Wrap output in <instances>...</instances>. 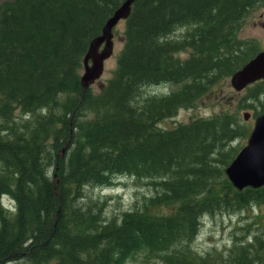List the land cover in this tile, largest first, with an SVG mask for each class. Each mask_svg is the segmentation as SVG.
<instances>
[{"label": "trees", "instance_id": "trees-1", "mask_svg": "<svg viewBox=\"0 0 264 264\" xmlns=\"http://www.w3.org/2000/svg\"><path fill=\"white\" fill-rule=\"evenodd\" d=\"M123 1L1 3L0 196L13 198L15 212L0 204V264H122L139 247L165 250L169 264H264L258 236L203 255L183 243L201 212L264 203V184L237 189L224 173L232 142L248 128L228 110L159 126L258 50L250 41L244 50L237 30L264 0H134L112 75L98 93L82 92L83 56ZM179 25L187 32L170 37ZM188 78L134 102L145 85ZM253 84L249 97L264 92V78ZM17 110L32 116L23 127H5ZM119 172L152 178L159 192L99 224L78 202L82 187Z\"/></svg>", "mask_w": 264, "mask_h": 264}, {"label": "rangeland", "instance_id": "rangeland-1", "mask_svg": "<svg viewBox=\"0 0 264 264\" xmlns=\"http://www.w3.org/2000/svg\"><path fill=\"white\" fill-rule=\"evenodd\" d=\"M3 1L5 0H0V6ZM124 26V19H120L113 28V51L104 60L101 76L90 85V88L95 93L101 90L116 67L117 58L123 46L122 35ZM185 32H187L186 27L179 25L169 36L181 38ZM237 37L243 40L242 43H245V45H241H244V50L249 46L247 41L253 43V47H257L258 49L264 47V2L257 6H252L246 13L237 30ZM178 54L181 57H187L191 54L190 48L183 49ZM212 73L213 71L209 74L211 75ZM230 76L231 73L219 75L217 80L197 99L193 106L179 107L173 116L162 119L159 122V126L170 128L178 122H185L193 117H209L223 110L235 111L239 122L248 128L247 134L237 138L231 144L236 147L235 151H237L246 143L247 136L253 125L254 116L258 114L257 111H260L264 107V92H260L257 97H249L247 86L241 90H236L230 83ZM189 79L176 83L160 82L145 85L135 95L134 102L140 103V100L148 94L159 95L160 93H167L168 91L178 89ZM253 83L249 84V86L255 87ZM243 111H250L251 116L248 119H244L242 116ZM44 112L45 110H41L39 114H43ZM88 112L89 110L86 109V114ZM31 116L32 113L17 110L14 117L9 122H5V127L7 125H10L9 127L11 125L23 127L22 122ZM3 121L0 118L1 127ZM1 167L2 162L0 161ZM57 167L58 165L55 166V173H57ZM55 175L58 177L57 174ZM154 181L149 177L137 179L133 175L126 173H112L105 183L84 184L82 187L83 196L79 198L78 202L91 206L90 209L94 217L98 219L97 222L99 224L109 222L112 219L116 220V218L118 220L125 211L131 210L135 206L141 207L145 202H149L150 197L153 195L155 197V194L159 192V185ZM0 204L8 213L13 214L15 212L14 200L8 194L0 196ZM254 236L260 237L264 243V203L260 205L252 204L237 210H221L220 208H216L211 213L201 212L198 216V227L195 233L191 237L189 236V239L183 243L187 242V245L195 254L203 255L206 252L227 249L233 244L235 239L243 243L252 242ZM166 253L165 250L149 252L147 248L139 247L129 252L122 264H169L166 261ZM48 264L55 263L54 261H49Z\"/></svg>", "mask_w": 264, "mask_h": 264}, {"label": "water", "instance_id": "water-1", "mask_svg": "<svg viewBox=\"0 0 264 264\" xmlns=\"http://www.w3.org/2000/svg\"><path fill=\"white\" fill-rule=\"evenodd\" d=\"M133 1L124 0L105 20L101 33L91 39L83 56V71L80 76L82 92L102 73L104 60L113 50V27L121 17H126L130 13ZM262 78H264V48L258 50L231 73L230 83L236 90H241ZM242 115L247 119L251 113L243 111ZM67 145L68 142L61 149V153ZM224 172L237 189L246 186L259 187L264 184V111L254 117L246 143L225 165Z\"/></svg>", "mask_w": 264, "mask_h": 264}, {"label": "bare ground", "instance_id": "bare-ground-1", "mask_svg": "<svg viewBox=\"0 0 264 264\" xmlns=\"http://www.w3.org/2000/svg\"><path fill=\"white\" fill-rule=\"evenodd\" d=\"M127 16H128V15H127ZM127 16H126V17H127ZM126 17H121L120 19H124V18H126ZM120 19H119L118 21H120ZM118 21H117V23H118Z\"/></svg>", "mask_w": 264, "mask_h": 264}]
</instances>
